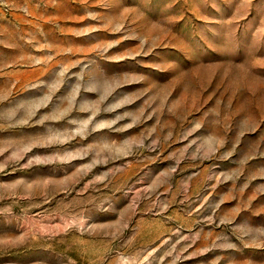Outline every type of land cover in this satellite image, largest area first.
Returning a JSON list of instances; mask_svg holds the SVG:
<instances>
[{
	"label": "rangeland",
	"instance_id": "374dc122",
	"mask_svg": "<svg viewBox=\"0 0 264 264\" xmlns=\"http://www.w3.org/2000/svg\"><path fill=\"white\" fill-rule=\"evenodd\" d=\"M0 264H264V0H0Z\"/></svg>",
	"mask_w": 264,
	"mask_h": 264
}]
</instances>
